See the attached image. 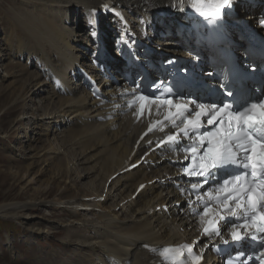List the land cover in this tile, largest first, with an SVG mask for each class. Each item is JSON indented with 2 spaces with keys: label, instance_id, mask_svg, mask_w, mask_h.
<instances>
[{
  "label": "bare ground",
  "instance_id": "bare-ground-1",
  "mask_svg": "<svg viewBox=\"0 0 264 264\" xmlns=\"http://www.w3.org/2000/svg\"><path fill=\"white\" fill-rule=\"evenodd\" d=\"M11 1L19 5L1 9L6 19L0 24H6L5 20L10 23L9 30L0 37V62L5 61L2 67L6 71L1 75L0 87L8 93L9 99L1 113L19 105L30 94L34 97L43 93L38 101L34 98L35 103L29 108L32 112L37 108L40 111L39 105L43 104L40 115L22 117L35 118L33 129L36 131H26L27 140L42 142L39 150L28 153L31 160H42L45 164V169L40 168L35 173H40L39 176L45 171L50 173L49 179L37 189L40 195L53 187L62 194L75 192L62 199L39 198L0 204V218L28 220L32 218L31 213L19 214L17 210H36L34 207L41 205L62 208V212H68L74 219L57 222V225L70 233L63 241L76 248L80 264H150L155 257L153 248L190 239L196 227L195 218L190 216L189 207L181 212L175 206V202L182 200L181 196L173 188H167L175 159L158 161L154 157L150 166L149 163L141 165L115 177L123 169L144 127L134 125L128 116L121 118L119 113L112 112L114 103L120 101L113 95L114 90L107 92L111 103L98 102L83 83L74 84L69 78L74 60H88V53L95 47V32L90 21L101 0ZM177 1L117 0V3L136 32L142 34L147 29L154 35L152 22L161 24V14ZM260 10H252L249 19H254ZM100 18L102 32L109 37L106 39L121 33L122 39H126L125 29L115 16L103 14ZM176 18L179 16L166 20L168 32L176 28ZM161 44L167 50L175 45L169 41ZM98 79L101 86H106L107 82ZM56 82L60 83L61 90L69 92H58ZM53 133L57 136L51 142ZM28 164L29 172L37 163ZM32 175L28 183H38V176ZM142 182H147L148 186L136 195L135 190ZM60 204L73 207L80 204L93 210L78 211ZM163 205L168 206L170 215L161 211ZM150 208L156 210L152 215L147 212ZM42 218L54 221L46 216ZM32 233L49 234L40 226L34 227Z\"/></svg>",
  "mask_w": 264,
  "mask_h": 264
},
{
  "label": "snow or ice",
  "instance_id": "snow-or-ice-1",
  "mask_svg": "<svg viewBox=\"0 0 264 264\" xmlns=\"http://www.w3.org/2000/svg\"><path fill=\"white\" fill-rule=\"evenodd\" d=\"M189 3L212 23L224 18L234 0H189ZM258 24L264 27V18H260ZM130 55L135 57L131 49ZM233 56L234 53L230 54L217 67L205 73L208 77L220 76L219 84L212 87V92H218L221 99L201 100L183 92L174 93L171 87L157 89L156 84L152 88L159 94L149 95L141 89L140 83L135 85L132 93L122 95L131 97L128 107L138 104L140 116L145 111L151 115L153 106L157 115L162 108L167 110L164 120L155 124L160 125L159 130L163 131L167 121V126L175 131L160 140L157 147L170 145L176 152L185 154L187 163H179L183 166L182 174L191 184L189 195L203 204L202 212L196 213L205 225L203 235L207 238L219 237L225 245L229 244V239L224 238L225 231L232 244L251 240L260 246L258 255H254L253 259L258 260V264H264V92L254 89L262 94L243 103L237 100L236 82L257 69L249 63L247 49L241 52L240 57L233 59ZM196 60L199 61V56ZM181 71L187 72L188 69L182 68ZM158 83L163 85L164 81ZM205 126L207 130H203ZM152 131L154 126L149 125L148 132ZM182 140L189 143L183 144ZM221 171L225 172L223 179L218 177ZM210 180L218 181L212 191L200 192L199 189L208 185ZM204 195L215 201V207L203 201ZM186 203L191 206L192 201ZM199 244L200 241H194L184 246L188 256H191L190 264H201L204 258L203 252H194ZM163 251L167 253L171 250L165 248ZM179 255L183 256V252ZM237 255L244 257L245 253L241 251ZM172 264L177 262L173 260ZM239 264H244L243 259Z\"/></svg>",
  "mask_w": 264,
  "mask_h": 264
},
{
  "label": "rangeland",
  "instance_id": "rangeland-1",
  "mask_svg": "<svg viewBox=\"0 0 264 264\" xmlns=\"http://www.w3.org/2000/svg\"><path fill=\"white\" fill-rule=\"evenodd\" d=\"M18 5L11 0L0 1V23L3 19H6L1 9H10ZM5 21H7L6 24H0V37L9 30L10 23L8 20ZM4 63L5 61L2 64ZM2 64L0 62V83L3 80L1 75L6 72ZM7 78L4 79L5 83H7ZM42 96L43 93L34 97L30 94L19 105L16 104L7 112L1 113V109L9 104V99L8 93L0 87V204L23 203L39 198L62 199V197H68L75 192V190H71L69 193L62 194L58 188L53 187L50 191L40 195L37 189L39 185L49 179L50 173L45 171L40 176V173H35L40 168L45 169V164L42 160H31L28 153L33 149L39 150L42 142L27 140L26 131L31 132L35 118H31V120L22 119V117L26 115L38 117L40 115L41 110L44 108L43 104H40L42 105L40 106L38 103L40 111L37 108L35 112H32L29 108L35 103L34 98L38 101ZM51 121L53 122V119ZM54 126L53 124V128ZM33 131L35 132L36 129H33ZM34 132L33 134H35ZM53 134L50 136L51 142H54L52 140L57 136ZM24 150H27V152L24 153ZM32 161H36L37 164L28 172L26 167ZM31 175L32 177L38 176V179H36L38 183H28ZM84 182H87V180ZM34 208L36 210H17L19 214L31 213L32 218L28 220L0 218V264H61L63 262L80 264L78 260L80 255L76 248L63 241L70 236V233L57 225V222L72 220L74 217L68 212H62V208L54 207L51 209L45 205ZM43 216L54 221H45L42 218ZM38 226L48 231V236L47 234L36 235L32 233L33 228ZM11 243L13 246L10 245Z\"/></svg>",
  "mask_w": 264,
  "mask_h": 264
}]
</instances>
